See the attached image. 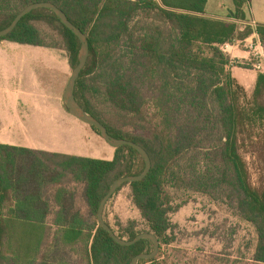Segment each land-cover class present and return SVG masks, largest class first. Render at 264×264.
<instances>
[{
  "label": "trees",
  "instance_id": "1",
  "mask_svg": "<svg viewBox=\"0 0 264 264\" xmlns=\"http://www.w3.org/2000/svg\"><path fill=\"white\" fill-rule=\"evenodd\" d=\"M10 1L0 0V12L9 8ZM16 1L15 12L0 22V30L29 4L50 1L88 34L90 56L75 95L113 136L132 140L149 152L150 173L140 181L124 184L131 187L149 232L161 244L169 242L171 214L178 208L172 206L171 189L220 193L257 231L256 250L246 264H264V178L260 187L253 185L243 153L264 152V72L258 75L252 98H248L229 69L230 56L222 49L226 43L253 35L264 44V24L252 25L247 15L251 0H233L235 8L227 18L209 16L207 0ZM141 10L160 13L166 26L146 25L134 37L136 30L129 29V21ZM40 19L60 22L74 68L81 42L51 10L32 11L0 40L44 45L31 22ZM126 36L131 40L134 70L142 67L141 78L156 96H146L122 72V62L114 64L120 68L110 78L106 94L117 108L151 124L148 137L106 123L94 113L84 92L85 76L94 70L91 62L112 52ZM148 105L155 109L151 118L147 116ZM144 168L141 154L127 145L116 148L113 160H104L0 144V264H72L71 252L81 253L87 264H131L137 254L152 252L151 240L131 246L118 244L99 226L97 218L100 202L113 181L138 175ZM72 183L83 185L84 212L75 208L69 189ZM54 200L60 208L50 224L47 220L54 213ZM124 232L128 239L140 234L134 226ZM162 263L161 255L139 261Z\"/></svg>",
  "mask_w": 264,
  "mask_h": 264
},
{
  "label": "rangeland",
  "instance_id": "2",
  "mask_svg": "<svg viewBox=\"0 0 264 264\" xmlns=\"http://www.w3.org/2000/svg\"><path fill=\"white\" fill-rule=\"evenodd\" d=\"M17 4L16 0L10 1L9 8L0 12V22L15 12ZM161 18L162 16L158 12L148 13L141 10L129 21V29L136 30L134 36L136 37L138 32H143L146 25L162 24L166 26ZM31 22L39 30V40L44 45L14 43L10 40L0 41L3 46L15 47L4 48L11 56L35 57L39 87L37 95L29 97L31 99L29 101L36 103L37 110L47 111L49 109L50 111L52 139L46 147L67 149L65 142L60 140L62 134L67 131L80 133V126L89 128L88 130L91 132L95 133V131L90 125L72 116L64 105V92L73 67L70 65L69 53L65 47L60 22L50 23L44 19ZM255 41V38L250 36L239 42L238 45L244 47L245 44L249 45ZM130 47L131 40L126 36L112 52L102 57L99 55L96 60L91 62L90 66L94 67V70L85 76L87 88L84 92L86 98L91 102L94 113L106 123L128 133L148 137L151 124L147 120H142L139 115L117 108L110 102L106 94L110 78L120 68L119 66L115 68L114 64L122 62V72L131 77L146 96H156V92L149 88L141 78L142 67L138 65V68L134 70L136 64L133 63ZM25 48H30L32 51L25 53ZM244 48L251 49L249 46ZM225 53L229 56L228 52ZM239 64L245 68H253L246 62ZM246 94L248 98H252V93L246 91ZM150 105H148L150 113L147 115L148 118L153 117L155 112V109ZM31 106L29 105V107ZM75 124H78L79 127ZM103 141L107 143L105 139ZM79 148L89 153L92 145L84 140L83 146L81 145ZM243 153L249 164L251 181L253 185L260 187L261 180L264 178V152L257 153L250 150L243 151ZM170 191L174 198L172 206L178 208L171 214L173 229L168 233L170 240L160 246L158 255L162 256V264H246L253 257L258 242L257 231L252 223L236 213L233 204L228 199L220 193L209 195L187 188H175ZM75 202L77 207L82 205L79 196ZM104 215L108 224L118 235H124L125 239H128L129 236L124 230L131 226H134L140 233L149 231L146 220L133 201L129 185H124L109 200ZM70 261L72 264H87L86 259L79 252H71Z\"/></svg>",
  "mask_w": 264,
  "mask_h": 264
},
{
  "label": "crops",
  "instance_id": "3",
  "mask_svg": "<svg viewBox=\"0 0 264 264\" xmlns=\"http://www.w3.org/2000/svg\"><path fill=\"white\" fill-rule=\"evenodd\" d=\"M234 8L233 0H207L206 4L207 14L213 17L227 18ZM246 10L252 25L264 24V0H251ZM253 37L256 42H261L258 35H253ZM239 42L242 41L235 40L226 51L232 60L229 69L238 83L247 92L252 93L255 90L258 75L264 72V69L258 70L254 67L256 58L254 57L253 50L249 49V51L245 49L244 47H248L246 44L244 47H239ZM262 45L264 44L262 43ZM5 47L15 48L14 46H3L0 41V144L50 153L113 160L116 148H113L108 142V144L105 143L102 136L96 132V134L91 132L88 130L89 128L87 129L83 126H80V133L67 131L60 136L61 138L59 137L62 142H65L67 149H51L46 147L49 142L51 143L52 139L50 111L49 109L47 111L37 110L36 103L34 101L30 102L31 99H29V97L37 95L39 87L35 57H14L4 49ZM24 51H26L25 53H29L32 50L25 48ZM240 62L251 64L253 68L239 66ZM29 105H32V109ZM75 126L79 127L78 124H75ZM84 140H87L92 145L91 152L89 153L79 148V146H83ZM69 189L73 192L74 202L79 196L82 203V205L77 207L75 202V208L83 212L86 211L87 205L82 193L83 185L72 183ZM52 203L54 213L47 220L50 224L54 223L53 219H55L56 212L60 208V204L56 200L52 201Z\"/></svg>",
  "mask_w": 264,
  "mask_h": 264
},
{
  "label": "water",
  "instance_id": "4",
  "mask_svg": "<svg viewBox=\"0 0 264 264\" xmlns=\"http://www.w3.org/2000/svg\"><path fill=\"white\" fill-rule=\"evenodd\" d=\"M38 9H48L53 11L58 18L61 20V22L70 29L80 40L81 42V48L78 54V64L73 68L72 74L68 80V83L65 88L64 92V105L65 108L69 111V113L74 116L75 118L79 119L83 123L96 127L101 136L114 148H119L121 146H131L134 149H136L141 156L144 159L145 162V168L144 170L138 174V175H126L119 177L113 181L111 184L109 190L102 198L99 208H98V224L99 226L103 227L110 236L120 245L123 246H131L139 242L140 240L146 239L151 240L154 244V249L152 252L149 253H140L137 254L131 264H139V261L142 259H152L155 258L160 251L161 242L159 238L152 232H143L137 235L133 239H125L120 237L108 224V222L105 220L104 213L105 208L109 200L117 193V191L127 183H132L136 181H140L144 179L151 171L152 168V159L149 154V152L140 144L129 140L125 138H118L113 136L107 126L98 118L93 116L92 114L88 113L85 108L79 103V101L76 98L75 91H76V85L77 81L81 76L82 71L87 65L89 56H90V45H89V39L88 34L84 32L81 28L76 26L67 16L66 12L62 10L57 4L50 2V1H39L32 4H29L25 8H23L14 18L12 23L5 27L4 29L0 30V37H6L10 33H12L20 21L29 13H31L34 10Z\"/></svg>",
  "mask_w": 264,
  "mask_h": 264
},
{
  "label": "built area",
  "instance_id": "5",
  "mask_svg": "<svg viewBox=\"0 0 264 264\" xmlns=\"http://www.w3.org/2000/svg\"><path fill=\"white\" fill-rule=\"evenodd\" d=\"M232 43L230 42V43L224 44L222 46L223 51L226 52ZM248 46L249 48L253 50L254 57L256 58V62H254V67L258 70H263L264 69V61H263L264 60V45H262V43L259 41L258 42L255 41V43H250Z\"/></svg>",
  "mask_w": 264,
  "mask_h": 264
}]
</instances>
